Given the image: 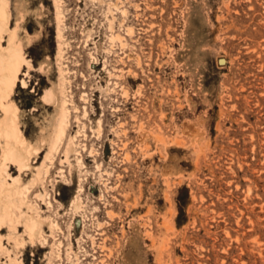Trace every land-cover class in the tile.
<instances>
[{"label": "rangeland", "instance_id": "374dc122", "mask_svg": "<svg viewBox=\"0 0 264 264\" xmlns=\"http://www.w3.org/2000/svg\"><path fill=\"white\" fill-rule=\"evenodd\" d=\"M61 1L77 152L68 165L62 145L28 193L58 226L43 224L45 243L15 248L26 223L6 222L0 264H264V0H119L127 14L122 21L114 10L113 31L124 46L108 38L107 3L116 0ZM7 3V29L19 23V36L32 39L23 46L32 67L20 72L13 100L35 144L54 112L42 100L57 83L54 1ZM139 130L150 135L145 147ZM9 168L11 185L19 172Z\"/></svg>", "mask_w": 264, "mask_h": 264}, {"label": "bare ground", "instance_id": "6f19581e", "mask_svg": "<svg viewBox=\"0 0 264 264\" xmlns=\"http://www.w3.org/2000/svg\"><path fill=\"white\" fill-rule=\"evenodd\" d=\"M53 1L55 7V19L57 22V49H56L55 59L57 61L58 74H57V83L54 81L51 82V88L45 90L42 96V100L45 102L44 104L45 106L48 105L46 103L52 104L54 106V112L53 114H51L47 124L41 126L39 136L37 137L38 140L35 142V144H33L21 129L20 120H19L20 119L19 109L17 104L13 100V95L17 87V81L20 72L23 70L24 67H27V69H30L32 67V64L28 60H26L23 53V46L25 44L28 45L32 39L29 36L30 34L29 35L26 34V36H24L23 38L19 36L20 35L19 34L20 31L18 30L20 28V25H18L19 23L15 26L13 31L7 29V24L9 20L8 3L7 0H0V42H1L2 34L6 33L9 35L7 40V46H8L7 49H3V47H1L0 44V229H3L4 226L6 227L7 225L6 222H9V224L16 225L14 223L16 221H19L20 219L21 223L22 221L26 223L25 230L21 237V241L14 243L13 244L14 246L12 245L13 247H15L16 245H19L21 247L25 246L26 241L33 246L37 240H40L42 243H45L47 239L43 228V224L46 223L51 230L52 228H54V226H58L57 222L49 221L46 217H44L40 213L39 207L35 205L36 208L34 209V205L31 204V202L28 199L29 197L28 193L33 185L38 184L42 186L43 180L46 174L49 172V166H48L49 164H47V162L51 163V160H53L52 159L53 154L62 145H64L63 146L64 161L68 163V165H71L69 162V154L73 151H76L75 146H77V144H75L77 132L74 135L68 133L71 126L70 120L72 117V111L76 113L77 107L75 101L73 100L74 98H72V96H70V94L67 93V88H68L67 84L69 83L67 74L69 71H67L66 68L64 69L62 67L63 65L61 66V60L63 58V48H64L63 46H65L64 45L65 40L63 35L64 25L62 26V21H63L62 19L63 13L61 8L62 1L61 0H53ZM96 1H104V0H96ZM118 1L119 0H116L115 2L107 3V10L108 13L110 14V17L107 18L108 21L107 27L110 30V35L108 38L111 44L117 41L121 46H124L126 44L124 36L119 32L113 31V20L115 18L114 10H117L121 14L122 21L124 20L127 14V9L123 6H119ZM23 18H24L23 13L19 12L18 20L21 21ZM124 32L125 35H128V37L131 36L134 33L133 26L130 24H126L124 27ZM135 60L136 63L139 64L140 62L139 58L136 57ZM220 62L222 63V60H220ZM40 68L43 69L42 66H40ZM113 71L115 70H108L109 76L115 75ZM116 84L117 83L115 82L114 85ZM26 85L27 82L24 79H22L21 87L24 88ZM121 93L123 95L126 94V90L124 87H121ZM82 99L85 100L84 98ZM85 114H86V110H84L83 115ZM74 119H75V123L76 121L79 122L76 115H74ZM100 127L101 124L100 121H98L97 131L100 130ZM192 130L193 129L190 128V125L188 126L184 125L183 129L181 130V134L187 135V133L191 132ZM138 132H139L138 135L139 138L137 136L138 144L140 147H145L147 145V139L150 138V135L146 134L142 130H139ZM154 140L157 141L158 138L154 136ZM42 147L47 148L43 161L39 166H34L35 169L33 170L31 169L33 167L31 164L32 158L33 157L36 158L38 156V154L41 152L40 149ZM76 159L77 162L79 163L77 164L78 166L83 164L80 158H76ZM12 166L17 167V171L19 172V175L16 177H12L11 180L12 184L10 185L6 181V177L8 176L6 170L8 169V167H10L9 170L12 169ZM28 168L31 169L32 177L28 181L22 182L23 181L22 172ZM81 188L82 185L80 184L78 186L76 195L71 200L70 206L74 210L79 209L78 208L80 204L79 192ZM36 195L40 197L41 193H38ZM13 229L9 228V231H12ZM90 238L93 242L92 236H90Z\"/></svg>", "mask_w": 264, "mask_h": 264}]
</instances>
